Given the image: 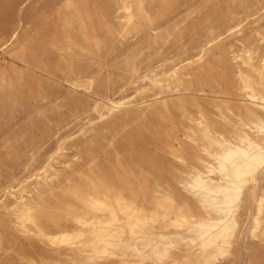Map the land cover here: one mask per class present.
<instances>
[{"label": "bare ground", "instance_id": "obj_1", "mask_svg": "<svg viewBox=\"0 0 264 264\" xmlns=\"http://www.w3.org/2000/svg\"><path fill=\"white\" fill-rule=\"evenodd\" d=\"M144 1H118L123 22L117 31L90 11L87 0H65L63 22L99 51L105 39L128 33L137 19L148 18ZM253 6L252 23L257 27L252 34L262 48L245 44L242 20L232 21L193 55L163 62L151 75L140 77L131 93H96L92 78L68 82L94 96L95 117L77 134L58 140L39 167L0 188V209L13 217L14 230L47 243L63 256L62 261L47 258L43 264H215L230 255L235 241L245 235L264 247V24L260 26L264 3L256 0ZM22 25L0 41L2 54L26 56L24 48L19 49ZM225 33L239 36L237 49L229 51L236 67L237 96L215 102L211 114L201 107L195 115L183 111V137L177 138L178 146H168L184 168L174 182L151 183L141 165L135 169L132 162L119 157L105 170L94 158L85 163L86 168L74 169L72 164L82 160L76 152L69 155L66 141L75 136L90 141L97 123L120 112L156 105L167 109L171 99L165 94L185 88L192 77L190 67H200L205 53L221 43ZM73 44L67 40L66 46ZM14 83L9 73L0 70V87ZM109 145L114 146V141ZM74 174L76 179L71 178ZM54 190L69 198L64 209L69 227L55 223L50 229L41 223L43 195ZM246 214L249 219L244 226ZM256 259L264 262V256L254 251L248 264Z\"/></svg>", "mask_w": 264, "mask_h": 264}, {"label": "rangeland", "instance_id": "obj_2", "mask_svg": "<svg viewBox=\"0 0 264 264\" xmlns=\"http://www.w3.org/2000/svg\"><path fill=\"white\" fill-rule=\"evenodd\" d=\"M23 1L0 0V41L22 23L19 49L24 48L26 55L0 51V70L15 80L12 87H0V188L39 167L58 140L76 133L95 117L94 96L81 87L72 88L68 82L92 78L96 93H131L140 77L151 75L163 62L170 64L193 55L211 36L225 32L232 21L242 20L245 44L263 46L252 34L257 27L252 23L256 0H145L148 18L137 19L128 33L105 39L99 51L64 25L65 0H26L19 6ZM118 1L87 0V4L117 31L123 22ZM262 18L260 26L264 14ZM261 33L264 35V29ZM223 36L221 43L205 53L200 67H190L192 77L185 88L165 94L171 99L167 109L156 105L138 112H120L97 123L90 141L81 136L66 141L69 155L76 152L82 160L72 164L74 169L86 168L85 163L94 158L105 170L119 157L132 162L135 169L141 165L151 183L174 182L184 168L176 163L168 146H178L177 138L183 137V111L195 115L201 107L211 114L215 102L237 96L236 67L229 51L237 49L239 36ZM67 40L74 42L70 48ZM111 140L114 146L109 145ZM43 199V226H71L64 212L68 197L54 190L53 194L45 192ZM248 219V214L243 216L244 226ZM12 221L13 217L0 209V264L63 260L47 243L17 233ZM241 238L233 244L231 254L215 264H248L254 251L264 256L263 245L247 235ZM253 264L264 262L256 259Z\"/></svg>", "mask_w": 264, "mask_h": 264}]
</instances>
